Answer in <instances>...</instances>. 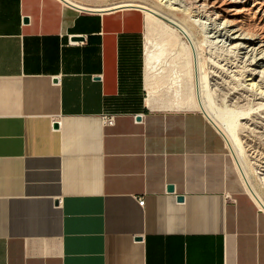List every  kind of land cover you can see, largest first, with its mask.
Segmentation results:
<instances>
[{
	"label": "crops",
	"instance_id": "1",
	"mask_svg": "<svg viewBox=\"0 0 264 264\" xmlns=\"http://www.w3.org/2000/svg\"><path fill=\"white\" fill-rule=\"evenodd\" d=\"M129 10L143 59L139 7L0 0V264H264V212L216 125L127 108Z\"/></svg>",
	"mask_w": 264,
	"mask_h": 264
},
{
	"label": "bare ground",
	"instance_id": "2",
	"mask_svg": "<svg viewBox=\"0 0 264 264\" xmlns=\"http://www.w3.org/2000/svg\"><path fill=\"white\" fill-rule=\"evenodd\" d=\"M59 1L85 11L141 8L144 11L143 104L152 110H201L222 133L242 182L252 194L255 190V182L253 184L250 178L253 169L247 165L238 130L240 124H245L241 120L247 112L245 107H249L246 101H255L256 107L260 108L257 115H253L264 121V0H154L155 5L137 0H117L100 5L83 0ZM225 2L230 3L234 16L226 19L221 15V21H217L220 10L224 11L220 5ZM178 14H182L184 20ZM192 16L197 22L206 23L202 32L211 31L209 36L222 37L223 44L228 42L227 51L247 60L246 63L243 60L241 66L245 75L240 77L239 90H225L221 81L210 83L206 80L205 63L196 46L195 35L184 22Z\"/></svg>",
	"mask_w": 264,
	"mask_h": 264
},
{
	"label": "rangeland",
	"instance_id": "3",
	"mask_svg": "<svg viewBox=\"0 0 264 264\" xmlns=\"http://www.w3.org/2000/svg\"><path fill=\"white\" fill-rule=\"evenodd\" d=\"M83 1H85L87 3H91V4H99L100 5V4H106V3H110L112 1H117V0H83ZM137 1L147 2L149 4H151V2H152V4H154V5L156 3V1H154V0H137ZM220 8L223 9L224 11L220 10ZM220 8L217 7V9L220 10V18H219V20L217 19V21H221V19H222L221 15L224 16V18H226V19H231V17L234 16L232 13L233 10H231L232 7L230 6V3H228V2L223 3L222 5H220ZM122 17L124 19L129 20V24H130L131 29H136L138 31L137 53L139 55H138L137 59L139 61L138 65L140 64V68H141V60H142L141 17H142V14L138 10H129L128 12H126V14H124V15L122 14ZM178 17H180L181 19L184 20V17H182V14H178ZM262 17H264V15ZM189 18H186L185 20L187 22L186 21H184V22L187 25V27L195 35L196 46L199 49V51L202 55V58L204 60V63H205L203 73H204L206 80L210 83L213 81H218V82L221 81L223 86L225 87V90L228 89L230 91V90H233L236 88H237V90H239L240 86L238 87V84L240 82H242V80H240V77H243V75H245L241 66H243L244 62L247 60H244L245 58H243V57H237L232 51H227L226 45L228 42H226L227 41L226 39H224V41L226 42V45H225V43L224 44L222 43L223 42L221 40L222 37L218 36L217 38H213V37L209 36V34L212 33L211 31H208L206 33L202 32L203 31L202 29H204L206 27V23L201 24V22H199V21L197 22V20L193 16L189 17ZM202 20L204 21V19H202ZM205 22H207V21H205ZM243 60H244V62H243ZM233 69H236V71H232ZM240 70H242V71L240 72ZM239 74H241V76ZM255 79H258V76H255ZM136 92H137V94L135 96L136 100L134 101L133 104L128 105L127 108L131 111L139 112L141 110L146 109L142 103L145 92L142 89L141 80H140V88L138 86V90ZM259 100H261V99H259ZM259 100L256 99V101H259ZM218 102H220V101L218 100ZM247 102L248 101H246L245 103L249 107H245L244 111L245 112L247 111L248 113L246 112L244 114L245 118L241 120V122L244 121L245 124L244 125L240 124L238 131H239V136H240L242 143H243V146H244V155L247 158V163H248L247 165H249L250 168L253 169L252 173L250 174V176H251L250 178H251L253 184L255 182V184L253 186L255 187V190H257L256 192L258 194L256 192H254L255 190H253V192L251 194L247 190L244 183H243V186H244L245 190L252 196V198L257 203V205L259 206L261 211L264 212V159H263L264 158V121H259V118H256V116H254V115H257V113L259 112V108H260V107H258V108L256 107L257 105L254 104L255 101H253V102L249 101L248 103ZM196 110H198V109H196ZM253 125H256V126H253ZM230 154H231V152H230ZM236 169H237V167H236ZM239 175H240V173H239ZM260 176H261V178H259ZM240 178H241V175H240ZM254 179H256V180H254ZM241 180H242V178H241ZM251 185H249V186H251ZM253 186H251V187H253ZM258 195H259V197H258Z\"/></svg>",
	"mask_w": 264,
	"mask_h": 264
},
{
	"label": "built area",
	"instance_id": "4",
	"mask_svg": "<svg viewBox=\"0 0 264 264\" xmlns=\"http://www.w3.org/2000/svg\"><path fill=\"white\" fill-rule=\"evenodd\" d=\"M69 41H70L71 43H79V42H81L80 40H74V39L69 40ZM137 115H139V117L141 118L143 114H142V113H137V114L134 115V117H136ZM113 121H114V115H113V114H107V115H104V120H103V122L108 123V124H112ZM254 202H255V201H254ZM138 204L141 205V206L144 204V197H143V196H140V197L138 198ZM255 204L257 205L256 202H255ZM257 207L259 208L258 205H257ZM259 210H261V209L259 208Z\"/></svg>",
	"mask_w": 264,
	"mask_h": 264
},
{
	"label": "water",
	"instance_id": "5",
	"mask_svg": "<svg viewBox=\"0 0 264 264\" xmlns=\"http://www.w3.org/2000/svg\"><path fill=\"white\" fill-rule=\"evenodd\" d=\"M24 20H27V19L24 18ZM54 80H56V79H54ZM136 118H140L139 115H137ZM53 126L56 127V126H57L56 123H54ZM167 190H168V191H172V190H173L172 185H168V186H167ZM176 200H177V201H182V200H183V196H181V195H177V196H176Z\"/></svg>",
	"mask_w": 264,
	"mask_h": 264
},
{
	"label": "trees",
	"instance_id": "6",
	"mask_svg": "<svg viewBox=\"0 0 264 264\" xmlns=\"http://www.w3.org/2000/svg\"><path fill=\"white\" fill-rule=\"evenodd\" d=\"M137 71H138V86L140 88V78H141V68H140V64L137 67Z\"/></svg>",
	"mask_w": 264,
	"mask_h": 264
}]
</instances>
